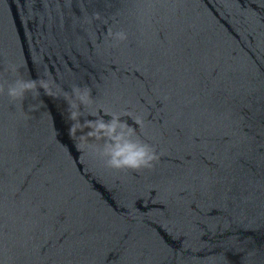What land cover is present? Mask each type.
Returning a JSON list of instances; mask_svg holds the SVG:
<instances>
[{
    "label": "water",
    "instance_id": "obj_1",
    "mask_svg": "<svg viewBox=\"0 0 264 264\" xmlns=\"http://www.w3.org/2000/svg\"><path fill=\"white\" fill-rule=\"evenodd\" d=\"M0 189V264H264V0H0Z\"/></svg>",
    "mask_w": 264,
    "mask_h": 264
},
{
    "label": "clouds",
    "instance_id": "obj_2",
    "mask_svg": "<svg viewBox=\"0 0 264 264\" xmlns=\"http://www.w3.org/2000/svg\"><path fill=\"white\" fill-rule=\"evenodd\" d=\"M26 87H32V85L20 83L16 87L10 89V94L13 96L18 95L19 92ZM80 101L82 103H87V95H81ZM72 118L74 120L76 119V113H73ZM84 126L87 127L89 131L87 134H81V136L85 138L87 136H94L97 139L107 138L111 142V155L113 158L109 161L110 164L117 166L120 164H146L153 159V156L146 146L142 147L126 141L124 139V134L117 131L118 128H122L119 117H112L110 121H105L103 118L89 120ZM71 131L75 135L78 131L81 132L82 129H78L77 126L74 125ZM119 157H124V159L121 160Z\"/></svg>",
    "mask_w": 264,
    "mask_h": 264
},
{
    "label": "snow or ice",
    "instance_id": "obj_3",
    "mask_svg": "<svg viewBox=\"0 0 264 264\" xmlns=\"http://www.w3.org/2000/svg\"><path fill=\"white\" fill-rule=\"evenodd\" d=\"M162 2H164V0H162ZM205 114L208 120L207 127L210 130L219 122L231 120L235 115L231 111H229L226 116H223L222 113L218 115L216 112L210 109H206ZM224 135H228V132L226 131ZM230 147L231 146L229 145V150ZM0 191H2V189H0ZM2 209H3V201L2 198H0V252H2L3 249L6 247V245L9 243V237L7 234L8 225L4 222ZM35 225H36V221L33 220L31 217L23 218L22 236L19 239H13L11 243H14V245L29 243L32 240V232L35 228Z\"/></svg>",
    "mask_w": 264,
    "mask_h": 264
}]
</instances>
